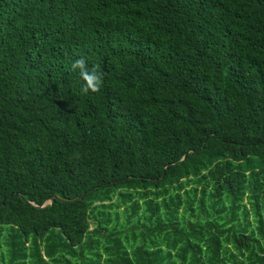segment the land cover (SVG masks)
<instances>
[{
    "label": "trees",
    "instance_id": "1",
    "mask_svg": "<svg viewBox=\"0 0 264 264\" xmlns=\"http://www.w3.org/2000/svg\"><path fill=\"white\" fill-rule=\"evenodd\" d=\"M0 264H264V0H0Z\"/></svg>",
    "mask_w": 264,
    "mask_h": 264
},
{
    "label": "clouds",
    "instance_id": "2",
    "mask_svg": "<svg viewBox=\"0 0 264 264\" xmlns=\"http://www.w3.org/2000/svg\"><path fill=\"white\" fill-rule=\"evenodd\" d=\"M71 69L73 72L79 71V75L84 81V85L82 86V92L84 94H88L90 91H100L101 74L95 68L89 70L87 62L83 57L75 60L71 65Z\"/></svg>",
    "mask_w": 264,
    "mask_h": 264
},
{
    "label": "water",
    "instance_id": "3",
    "mask_svg": "<svg viewBox=\"0 0 264 264\" xmlns=\"http://www.w3.org/2000/svg\"><path fill=\"white\" fill-rule=\"evenodd\" d=\"M53 198H55V199H56L57 197H56V196H54ZM48 203H51V200H50V199H48V200H47V203H45V204H44L42 207H44V206H45L46 204H48Z\"/></svg>",
    "mask_w": 264,
    "mask_h": 264
}]
</instances>
